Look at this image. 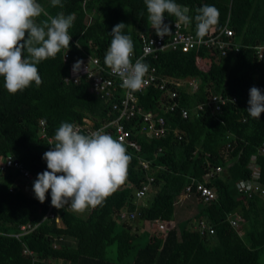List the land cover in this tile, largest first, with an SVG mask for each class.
<instances>
[{
	"label": "trees",
	"instance_id": "16d2710c",
	"mask_svg": "<svg viewBox=\"0 0 264 264\" xmlns=\"http://www.w3.org/2000/svg\"><path fill=\"white\" fill-rule=\"evenodd\" d=\"M175 2L188 7L193 18L202 6L214 5L220 13L219 22L207 35L227 25L241 45L239 53L223 56L205 48L187 53L166 50L155 59H146L160 76L181 81L193 78L199 85L194 92L186 88L178 91L179 108L164 115L171 128L166 138L145 139L136 135L135 121L125 123L140 150L127 149L131 156L127 182L101 205L90 207L87 217L54 206V218L46 217L50 194L41 203L26 191V182L17 171L1 175L0 264H260L264 255V198H247L237 186L254 178L264 188V156L259 153L264 145V113L254 119L247 112L250 88L255 86L264 94V51L263 59L258 60L253 49L264 46V0ZM38 3L51 16L73 14L75 20L69 29V49H62L55 58L37 66L42 78L39 86L33 82L12 94L0 77V157H14L32 179L47 170L42 157L53 147L55 132L62 122L80 124L87 117L98 126L115 117L109 104L93 96L83 79L79 84L65 83V78L73 75L74 63L83 61L82 72L89 68L90 57H95L107 67L104 57L112 39L110 32L120 22L126 24L123 31L131 35L134 52L139 55L138 35L147 34L151 26L144 0H91L84 8L82 0H61L63 7H53L51 0ZM165 16L169 22L175 21L174 16ZM45 19L41 15L37 22ZM186 27L196 35L194 19ZM65 51L69 54L66 62ZM216 94L236 98V102H228L219 113L212 114L207 108L197 114L192 112L196 105ZM137 96L144 110L156 111L162 92L148 87ZM180 108L189 110V118L182 119ZM41 121L53 144L39 137ZM173 129L185 140L177 142ZM137 158L151 162L149 172L138 168ZM253 163L259 168L257 175H253ZM217 167L222 172L206 183L216 198L210 203L198 202L194 227L171 228L164 236L147 232L148 241L141 245L136 231L143 226L138 223L171 221L175 203L190 178L202 182L204 175ZM150 176L153 183L148 192L155 193L148 206L138 205L135 189ZM133 212L139 215L131 219L128 216ZM232 219L236 227L231 226ZM200 221L212 227L213 234H200ZM23 226L30 227L21 230ZM111 245L115 259L109 256Z\"/></svg>",
	"mask_w": 264,
	"mask_h": 264
},
{
	"label": "clouds",
	"instance_id": "9594fccd",
	"mask_svg": "<svg viewBox=\"0 0 264 264\" xmlns=\"http://www.w3.org/2000/svg\"><path fill=\"white\" fill-rule=\"evenodd\" d=\"M144 2L152 29L161 39L172 34L170 25L164 22L165 13L184 25H190L194 19L196 37L201 40L219 22L220 13L214 5L202 6L193 18L189 8L175 0ZM51 5L63 7L61 0H51ZM41 15L47 19L38 23ZM74 20L73 14L49 15L38 0H0V77L9 93L21 92L33 82L36 86L42 83L37 66L55 58L62 49H69V29ZM125 27L120 22L112 28L104 63L121 78L123 87L136 92L143 89L150 66L143 58L131 61L134 43L131 35L123 31ZM82 64L80 60L74 63L73 75L81 71ZM247 112L254 119L264 113V94L255 86L249 90ZM42 158L47 170L39 173L33 183L35 197L43 203L50 190L52 206L63 209L70 204L75 212L101 205L125 182L131 161L125 145L103 129L84 135L69 122L60 124L53 147Z\"/></svg>",
	"mask_w": 264,
	"mask_h": 264
},
{
	"label": "built area",
	"instance_id": "2783aa9c",
	"mask_svg": "<svg viewBox=\"0 0 264 264\" xmlns=\"http://www.w3.org/2000/svg\"><path fill=\"white\" fill-rule=\"evenodd\" d=\"M91 0H82L83 8ZM164 22L169 24L171 27L172 34L170 36H165L163 39L159 38L155 30L150 26V31L145 33H139V48L140 53L136 55L133 51V55L130 58L133 63L136 59L143 58L146 63V59L151 57L155 59L160 52L171 50V51H181L183 53L198 51L200 48L214 49L218 51L221 55L225 56L228 53L237 54L241 49V45L237 40H235L234 31L225 25L218 33L206 35L202 40L198 39L195 34H193L186 25L182 23H177L175 21L169 22L165 16ZM258 60L263 59L264 46H257L253 48ZM69 58L67 51L63 52V61L66 62ZM84 64V63H83ZM82 64V65H83ZM150 66V65H149ZM87 67H85L86 69ZM78 75V79H77ZM77 75L67 76L65 78V83L79 84L83 79L89 87V92L107 102L110 107V113L114 114L115 117L107 120L100 125L96 126L92 120L85 117L82 119V123L75 124L80 132L84 135H89L99 129H103L105 133L110 134L114 139L122 142L126 149H133L139 152L140 145L136 140L132 139L133 133L131 129L125 126L126 122L135 121L138 125L133 129L136 130V135L144 136L146 139H163L166 138L171 131L165 121L164 115L169 112H175L179 108L178 102V91L180 88H186L187 91L194 92L199 82L196 79H188L186 81L169 79L158 75L155 67L150 66L149 72L145 76V85L142 90L132 92L125 87H123L122 80L119 76L114 75L110 68L101 65L98 58L90 57V66L87 71L84 70L79 72ZM154 87L162 92L161 99L157 105L156 111H146L138 104L137 93H142L146 88ZM235 103L236 98H229L223 95H210L205 102L199 103L193 109V113L203 112L207 108L212 114L219 113L222 107L227 103ZM180 115L182 119H187L190 116L188 109L180 108ZM44 122H40L39 137L41 139H46L49 144H53V140L47 137L44 130ZM177 141H182L183 135L176 129L172 130ZM259 153L264 156V145L259 149ZM141 170L148 171L150 165L146 161H139L138 165ZM253 175L258 174V166L253 163L252 166ZM8 170L17 171L21 180L28 181L31 180L29 172L19 163L14 157L7 155L0 157V176L7 173ZM222 172L220 167L210 170L203 177V181H198L195 178L185 187L183 190V195L187 197H195L197 200L203 203H210L216 198L215 192L206 186L208 180ZM255 179L243 181L238 184L237 190L242 193L247 198H252L253 195H258L259 197H264V189L260 186V183L254 181ZM127 181L125 180V183ZM153 183V178L147 177L145 181H142L140 186L135 189L134 200H141L145 197L146 193L149 191L150 185ZM131 184L128 183V186ZM26 188V187H25ZM48 194L51 196L49 190ZM51 202V200H50ZM52 204L46 214V217L54 218L51 212ZM65 210L71 211L72 208L70 204L65 207ZM138 212L131 213L128 217L131 219L138 216ZM125 214L121 215L124 218ZM56 222H58L56 220ZM230 224L233 227L237 226L235 220H230ZM30 226H23L21 230H26ZM197 229L200 234H213L214 230L212 227L208 226L203 221L197 224Z\"/></svg>",
	"mask_w": 264,
	"mask_h": 264
},
{
	"label": "rangeland",
	"instance_id": "374dc122",
	"mask_svg": "<svg viewBox=\"0 0 264 264\" xmlns=\"http://www.w3.org/2000/svg\"><path fill=\"white\" fill-rule=\"evenodd\" d=\"M37 178H33V179H31V180H29L28 181V186H30V187H32L33 188V183H34V181L36 180ZM264 189V188H263ZM154 193H155V190H151L150 192H148V195L146 196V198H142L141 200H139V201H137L138 202V204H145V205H147L148 206V204L150 203V201L152 200V197H153V195H154ZM31 194H33V195H35V193H34V191L31 193ZM47 194V193H46ZM183 195V194H182ZM262 198H264V197H262ZM177 200H179V202H178V204L176 205V207L178 208V206L179 207H183L184 208V210H186L187 208L185 207V205L184 204H188V206H190V209H191V207H194V203L195 202H199V200H197L195 197L193 198V197H187V196H184L183 195V197H178V199ZM186 201V202H185ZM192 201H194V203L192 204ZM141 202V203H140ZM183 202H185L184 204H183ZM89 208L90 207H88V210L86 209L84 212H81V216L82 217H87V215H88V213H89ZM185 215H187V218H186V216ZM184 216V218L182 219H180L181 220V223H184V227L185 226H188V227H190L191 228V226L193 225V223H194V219H193V216L191 215V214H189V213H186ZM149 222H147L146 223V225H145V228L144 229H139V231L137 232V234L140 236L139 237V242H140V244L141 245H144L147 241H148V236H147V232L148 233H150V231H157L158 232V230H159V233H155L157 236H160V234L161 233H165V232H167V230H169V229H171L170 227H169V224H159V223H156V224H153L154 226L153 227H155L156 228V230H152L151 229V225H149L148 224ZM150 223H153V222H150ZM146 234V235H145ZM166 234V233H165ZM165 234H163V235H165ZM108 250H110V254H109V256L112 258V259H115V257H116V254H115V248H114V245H111L109 248H108ZM259 263L260 264H264V255H262L261 256V258H260V261H259Z\"/></svg>",
	"mask_w": 264,
	"mask_h": 264
},
{
	"label": "crops",
	"instance_id": "0c3cea01",
	"mask_svg": "<svg viewBox=\"0 0 264 264\" xmlns=\"http://www.w3.org/2000/svg\"><path fill=\"white\" fill-rule=\"evenodd\" d=\"M83 7V6H82ZM87 20H88V22L90 21V17L89 16H87V18H86ZM182 134V133H181ZM183 135V134H182ZM140 136V135H139ZM141 137H144V136H141ZM145 138V137H144ZM183 138H184V136H183ZM146 139V138H145ZM183 140H185V139H183ZM182 140V141H183ZM177 141V140H176ZM182 141H177V142H182ZM162 151H163V148H159L158 149V152H159V155H162ZM138 159V165H139V161L141 160V161H146V160H143V158H137ZM146 162H148L149 163V165H150V168H149V170L151 169V162L150 161H146ZM153 168V167H152ZM156 169H160L161 170V167L160 166H156L155 167ZM149 170L148 171H146V172H149ZM151 177V176H150ZM152 178V177H151ZM193 178H190V182H191V180H192ZM197 180V179H196ZM189 182V183H190ZM152 185V184H151ZM150 185V186H151ZM25 187H26V191H28V192H33V188L32 187H30V186H28V181L26 182V185H25ZM183 192L179 195V197L181 198V197H183ZM137 201H139V200H136V203L138 204V202ZM178 202H179V200H177L176 201V203H175V209H174V214H173V219L171 220V221H169V222H165V221H163V222H156V221H154L153 223H148L149 225H151L152 227H151V229L152 230H156V228L155 227H153L154 225L153 224H156V223H159V224H169V227L170 228H179V227H182L183 225H184V223H181V218L183 219L185 216H186V218H187V215H185L186 213H189V214H191L192 216H193V219L195 220V215L199 212V209H200V204L198 203V202H195L194 203V201H192V204L194 203V207H191V209H190V206H188V204L186 205V204H184L185 202H183V204L185 205V207L187 208L186 210H184V208L183 207H179L178 206V208L176 207V205L178 204ZM141 203V202H140ZM138 205H141V204H138ZM142 206H145V204L143 205L142 204ZM147 206V205H146ZM185 215V216H184ZM143 221H140L138 224L139 225H142L143 226V229L145 228V225H146V223L147 222H145V223H143ZM196 223V221H194V224ZM193 226V225H192ZM194 227V226H193ZM133 232H134V229L132 230ZM136 232H138V231H136ZM135 232V233H136ZM151 233H154V231H150ZM156 233H159V230H158V232L157 231H155ZM166 233V232H165ZM164 232L163 233H161L160 235H162V236H164L163 234H165Z\"/></svg>",
	"mask_w": 264,
	"mask_h": 264
}]
</instances>
